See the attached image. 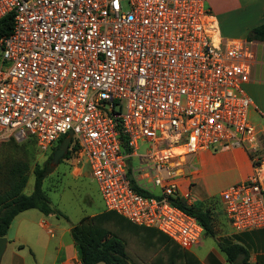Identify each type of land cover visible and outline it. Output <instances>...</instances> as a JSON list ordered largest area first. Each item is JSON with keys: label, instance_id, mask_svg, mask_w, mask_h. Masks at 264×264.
<instances>
[{"label": "built area", "instance_id": "built-area-1", "mask_svg": "<svg viewBox=\"0 0 264 264\" xmlns=\"http://www.w3.org/2000/svg\"><path fill=\"white\" fill-rule=\"evenodd\" d=\"M8 14L0 144L30 138L48 153L72 132L105 210L188 251L204 230L171 201L182 168L198 152L245 148L253 173L219 197L234 232L264 229L245 91L254 54L248 41L219 38L205 0H0V19ZM135 158L146 162L132 167Z\"/></svg>", "mask_w": 264, "mask_h": 264}, {"label": "crops", "instance_id": "crops-1", "mask_svg": "<svg viewBox=\"0 0 264 264\" xmlns=\"http://www.w3.org/2000/svg\"><path fill=\"white\" fill-rule=\"evenodd\" d=\"M205 6L215 20L221 40L247 41L248 32L264 21V0H205ZM248 42L254 54L249 82L246 84L247 92L254 105L249 109L248 119L260 133L259 154L264 161V43ZM187 163L188 165L182 168L178 179L179 195L185 199V192L191 189L192 195L197 194L198 202L213 196L206 197L194 192L197 182L201 181L205 187L213 184L222 185V191L231 185L241 183L254 170L251 155L241 147L217 152H198L189 157ZM219 202L223 210L220 197ZM32 210L36 209L22 211L13 218L5 235L6 245L0 264H81L78 247L72 240L66 242L63 239L70 228L65 229L56 219L55 221L58 222L54 230L50 227L54 221L51 218L53 215L45 217L38 210L37 212ZM222 217L223 220L225 219L224 232L221 236L215 234V238L226 239L245 250V254H239L232 264H264V229L234 232L225 217L224 210ZM206 237L208 235L203 233L199 242L190 249L199 262L201 264H231L227 262L217 243L216 247H209L207 251L201 252L206 244ZM194 250L197 253L193 252Z\"/></svg>", "mask_w": 264, "mask_h": 264}, {"label": "trees", "instance_id": "trees-1", "mask_svg": "<svg viewBox=\"0 0 264 264\" xmlns=\"http://www.w3.org/2000/svg\"><path fill=\"white\" fill-rule=\"evenodd\" d=\"M11 29L12 16L8 14L0 19V38L8 35ZM246 39L264 43V21L252 28ZM64 137L59 138L51 149L48 163L51 161L52 152ZM27 141L34 142L30 138ZM14 142L9 140L1 143L0 148L5 145L14 146ZM76 149V144L71 140L63 159H68ZM48 163L33 169L32 190L25 194L23 189L27 182V165L0 161V238L5 237L13 218L22 211L36 209L44 215H61L57 209L51 207L42 187L43 180L49 173ZM171 201L173 205L197 219L204 234L216 240L227 262L232 264L239 254H245L244 248L238 244L215 238L208 212L187 206L179 197ZM69 233L73 244L79 249L81 264H201L190 251L180 248L159 231L135 225L112 211L82 218L70 228Z\"/></svg>", "mask_w": 264, "mask_h": 264}, {"label": "rangeland", "instance_id": "rangeland-1", "mask_svg": "<svg viewBox=\"0 0 264 264\" xmlns=\"http://www.w3.org/2000/svg\"><path fill=\"white\" fill-rule=\"evenodd\" d=\"M247 92V86H245ZM247 95L252 100L247 92ZM14 141V140H13ZM14 146H2L0 148V161L6 163L21 162L27 165V182L23 193L29 194L33 184V169L37 166H43L48 163L49 153H42L38 150L34 142L20 141L14 142ZM146 146L139 145V154L145 152ZM146 162L145 158H135L129 161V165L136 167ZM194 165H192L193 167ZM49 173L43 180V190L50 200L51 207L57 209L61 215H53V224L50 226L55 230L56 219L66 229L78 224L84 217H92L106 211L99 195L97 185L90 176L88 165L84 158H81L76 150L72 152L68 159H62L56 165L48 163ZM191 188V186H190ZM222 185L213 184L205 187L201 181L196 183L194 192L203 196L212 195L213 197L198 202L197 194L192 195L191 189L185 192L186 198H182L184 204L193 206L197 209L206 211L211 216L212 227L216 235L221 236L224 232L223 210L219 202V193ZM199 195V194H198ZM37 212L36 210H32ZM50 216V215H44ZM56 233V232H55ZM59 233V231L57 232ZM64 241L71 242L69 233H65ZM209 247H216V240L212 237H206V244L201 249L205 252ZM193 252H196L194 250ZM200 252V253H201ZM103 264V263H98Z\"/></svg>", "mask_w": 264, "mask_h": 264}, {"label": "water", "instance_id": "water-1", "mask_svg": "<svg viewBox=\"0 0 264 264\" xmlns=\"http://www.w3.org/2000/svg\"><path fill=\"white\" fill-rule=\"evenodd\" d=\"M71 138H72V132H68L66 136L62 139L60 145L52 152L50 165H56L59 163L60 160L64 158V155L68 150L69 144L71 142ZM5 245H6L5 237L0 238V258L4 252Z\"/></svg>", "mask_w": 264, "mask_h": 264}]
</instances>
